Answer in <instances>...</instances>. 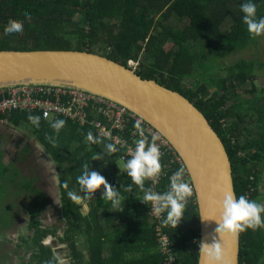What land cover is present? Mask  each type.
<instances>
[{"label": "trees", "instance_id": "16d2710c", "mask_svg": "<svg viewBox=\"0 0 264 264\" xmlns=\"http://www.w3.org/2000/svg\"><path fill=\"white\" fill-rule=\"evenodd\" d=\"M243 2L0 0V50L87 51L125 67L129 61L134 62L141 78L178 92L204 115L228 154L236 197L244 195L262 204L264 85L258 87L256 82L264 77V61L256 64L254 59L237 57L225 62L258 37L251 36L243 23L239 7ZM253 2L257 17L264 16V0ZM26 15L29 20H25ZM9 20L24 25L22 36L4 34ZM29 114L41 117L39 128L27 120ZM55 119L66 123L53 146L46 136L54 134L50 124ZM0 123L33 136L44 157L57 170L59 202L51 206H58L61 227L44 223L41 215L49 205L47 195L43 188L34 186L32 177L22 176L15 163L26 162L31 157L30 149L24 147L13 161L6 163L0 150V187L7 185L4 194L10 204V210L0 209V235L4 242H8V231L17 226L18 211L13 209V201L24 195L27 202L29 233L13 249L20 255L26 250L24 255L29 258H20L21 264H58L53 246L44 243L48 237L55 245H67L74 264H166L158 249L156 224L149 216L150 204L139 201L143 191L118 168V161L124 162V150L105 154L104 144L114 143L112 138L101 137L99 144H93L86 140L89 131L94 137L99 136L92 127L80 126L63 116L43 119L37 110L6 111L0 114ZM96 154L100 159H93ZM160 162L162 171L155 187L159 192L167 189L171 173L181 168L177 162L171 163L169 156H162ZM84 164L120 192L122 211H109L110 202L102 200V186L92 199L80 191L76 178ZM185 179L190 183L187 173ZM144 187L151 185L145 181ZM69 191L80 195L81 202L71 201ZM159 224L169 239L173 264H198L200 228L195 196L189 198L175 229L162 226L161 221ZM58 232L63 234L57 235ZM81 241L89 254L87 261L77 245ZM239 264H264V227L240 233Z\"/></svg>", "mask_w": 264, "mask_h": 264}, {"label": "water", "instance_id": "95a60500", "mask_svg": "<svg viewBox=\"0 0 264 264\" xmlns=\"http://www.w3.org/2000/svg\"><path fill=\"white\" fill-rule=\"evenodd\" d=\"M50 86L81 91L128 110L156 131L184 164L194 187L200 241L211 243L223 193L236 196L226 149L204 115L184 96L132 68L103 56L74 50H0V89ZM201 217V218H200ZM215 239L220 264H239L240 233ZM198 264H207L199 253Z\"/></svg>", "mask_w": 264, "mask_h": 264}, {"label": "clouds", "instance_id": "9594fccd", "mask_svg": "<svg viewBox=\"0 0 264 264\" xmlns=\"http://www.w3.org/2000/svg\"><path fill=\"white\" fill-rule=\"evenodd\" d=\"M239 7L243 13L242 20L247 27L248 33L251 36L264 35V16L257 17V6L253 0H244ZM29 19L30 16L26 15L25 20ZM23 33L24 25L16 20H9L4 28L6 36L19 37ZM129 67L135 70L133 67ZM27 120L31 125L39 128L41 120L39 115L29 114ZM65 123L66 121L63 119H55L50 124L54 134L46 136V139L53 146H55L56 137ZM137 127L139 128L140 126L137 125ZM157 139L155 135L149 139L141 130L135 146L127 149L129 158L124 160L118 168L120 170L122 168L126 175L131 178V181L143 191V196L139 201L147 206L151 204L149 213L160 218L162 226H171L175 229L184 216L189 198L192 197L193 192L190 183L185 179V169L183 167L178 168L168 177L166 190L157 192L152 187H144L146 180H151L152 184H156L161 175V151ZM86 140L93 144H99L101 137H94L92 132L89 131L86 135ZM104 148L107 155L120 151L116 143H106ZM93 159H100V156L96 154ZM76 180L80 186V191L87 198L92 199L93 194L102 186L104 189L102 200L110 202L109 211L123 210L121 208L120 192L110 186L99 173L91 171L88 164L83 165L81 174L77 176ZM130 190L131 186L128 188V191ZM67 195L71 201L81 202L82 197L75 192L69 191ZM219 208L220 215L218 218L204 219L200 217L202 221H215L217 225L214 229L215 235L211 243H206L202 240L199 242L198 252L203 255L207 264H220L222 260V250L215 236L222 237L225 234L238 236L239 233L246 229L255 230L264 227V216H262L264 214V204L250 200L244 195L236 197L231 191L224 192L222 200L219 201ZM62 234V232L57 233V235ZM54 260L58 264H70L66 256H55Z\"/></svg>", "mask_w": 264, "mask_h": 264}, {"label": "built area", "instance_id": "2783aa9c", "mask_svg": "<svg viewBox=\"0 0 264 264\" xmlns=\"http://www.w3.org/2000/svg\"><path fill=\"white\" fill-rule=\"evenodd\" d=\"M34 110L40 111L43 119L63 116L80 126L92 127L102 138H112L113 142L124 150L121 157L122 161L129 158L127 149L135 146L141 130L144 134L155 135L158 138L157 143L160 146L161 158L162 156H169L171 163L177 162L187 173L180 158L162 136L118 104L81 91L50 86H17L0 89V114L6 111ZM137 125L140 127L138 128ZM164 177L166 175L163 172ZM146 181L150 183L154 191L159 192V189L155 188L158 182L152 184L151 180ZM190 185L193 192L192 196H195L192 183ZM96 194L97 191L94 195ZM149 208H151V204ZM149 216L152 222L156 224L158 249L165 256L166 264H173L174 257L169 247V239L162 232L159 224L161 220L154 214L149 213Z\"/></svg>", "mask_w": 264, "mask_h": 264}, {"label": "rangeland", "instance_id": "374dc122", "mask_svg": "<svg viewBox=\"0 0 264 264\" xmlns=\"http://www.w3.org/2000/svg\"><path fill=\"white\" fill-rule=\"evenodd\" d=\"M237 57L239 59H254L256 64L262 63L264 61V35L258 36L255 42L249 45L248 48L241 50L240 53L228 57L225 61L226 64L237 60ZM256 84L258 87H262L264 85V77H259ZM24 147L30 149L31 157H29L26 162H15L18 168L21 169V175L32 177L34 179V186L43 188L47 198L56 206L58 204V188L55 164L52 163L49 158L44 157L42 150L35 143L33 136L27 134L26 131H19L6 123H0V150L3 154V162L13 161L16 154ZM122 163L123 162L118 161V166ZM6 188L7 185L0 187V197H3V200L0 201V209L1 207H5V210H10V207H7V205L9 206L10 204H8L6 195L4 194ZM21 196L18 201H13L12 203L13 209L16 208V211H18V220H16L17 226L8 231V242H4L3 237L0 235V264H21L20 258H24V260L29 258V256L24 255L26 250H23L21 255L19 251L13 253V249H17L16 246L21 243L20 238H26L29 233L27 230L29 216L25 209L27 207V202L24 199V195ZM262 204H264V192ZM41 217L46 225L61 227V223L57 220L59 218L58 206L53 208L49 204L46 206ZM44 243L53 246L56 256H69V250L66 244L55 245L51 237L46 238Z\"/></svg>", "mask_w": 264, "mask_h": 264}, {"label": "crops", "instance_id": "0c3cea01", "mask_svg": "<svg viewBox=\"0 0 264 264\" xmlns=\"http://www.w3.org/2000/svg\"><path fill=\"white\" fill-rule=\"evenodd\" d=\"M128 65L129 66H131V67H133V68H135V66H136V64L134 63V62H132V61H129L128 62ZM98 191H99V189H98ZM57 192H59V191H57ZM103 192H104V189H103V187H102V194H103ZM97 194H98V192H97ZM58 202H59V195H58ZM55 205V204H54ZM83 209V208H82ZM85 213H87V211H86V209L85 210H83ZM151 221V220H150ZM84 241H81V242H79V243H77V245L78 246H81V252L83 253V259L85 260V261H87V258L89 259V254L87 253V250H86V246L84 245V243H83ZM67 258H68V260H69V262H70V264H74V258L72 257V254H71V251L69 250V256H66Z\"/></svg>", "mask_w": 264, "mask_h": 264}, {"label": "flooded vegetation", "instance_id": "af4514ba", "mask_svg": "<svg viewBox=\"0 0 264 264\" xmlns=\"http://www.w3.org/2000/svg\"><path fill=\"white\" fill-rule=\"evenodd\" d=\"M58 188V187H57ZM48 199V198H47ZM49 200V199H48ZM49 204L52 205L51 201L49 200ZM54 208V207H53Z\"/></svg>", "mask_w": 264, "mask_h": 264}]
</instances>
